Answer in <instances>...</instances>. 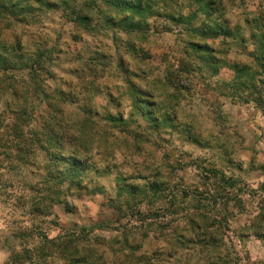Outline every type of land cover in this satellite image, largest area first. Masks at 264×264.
<instances>
[{"label": "trees", "instance_id": "16d2710c", "mask_svg": "<svg viewBox=\"0 0 264 264\" xmlns=\"http://www.w3.org/2000/svg\"><path fill=\"white\" fill-rule=\"evenodd\" d=\"M224 1L0 0V97H7L8 113L7 117L3 112L0 114L3 118H0V186L6 172L15 173L24 168L32 174L39 172L42 176L39 181L26 184L36 193L28 212L46 215L54 203L68 206V195L83 192L93 196L98 190L99 185H94L91 175L103 173L109 166L95 165L91 161L92 151L101 154L106 163L111 162L119 137L116 130L126 138L131 136L130 143L123 141L128 158L133 160L140 153L148 156L150 152L143 145L146 132L134 116L139 115L157 131L166 114L153 107L150 87L156 83L147 77L153 71L147 63L153 49L143 46L150 37L172 33L176 27L182 33V48L171 56L163 49L160 57L164 64V84L173 88L174 101L183 92L194 89L192 82L196 74L205 71L216 76L225 67L233 72V78L231 83L222 85L226 90L220 94L236 96L245 103L252 101L264 113L263 15L244 19L246 27L249 22L252 25L249 35H245L231 29L229 19L224 16L226 10L221 7ZM55 18L60 19L62 26L69 25L58 33L68 32L69 40L81 44L76 52L69 50L68 43H62L65 49L56 46L60 35H55L51 45H47L51 40L49 32L38 31V27L45 25L44 21L53 22ZM25 31L31 32L29 37L35 36L30 44L29 40L24 41ZM217 37H224V43L237 44L249 61L221 57L219 49L205 41ZM249 44L251 50H247ZM64 54L68 57L61 60ZM61 61L68 63L69 68L58 73ZM179 79L185 85H180ZM99 96L105 99L104 105L96 103ZM126 99L132 101V109L124 118L120 107ZM66 108L71 111H65ZM65 116L70 118L66 120ZM4 121L7 123L3 124ZM133 122L136 128L125 127ZM140 171L143 175L136 171L139 173L135 178L141 183H132L131 175L116 176V195L126 194L125 204L161 191L160 169H152L147 163ZM5 184L12 186L10 181ZM4 193L5 190H0V194ZM109 201L114 206L117 199ZM114 207L122 211L118 204ZM135 208L141 214L138 207L129 212L133 214ZM205 219L201 214L189 215L187 230L192 237L207 233L209 224ZM88 231L82 227L77 233L64 231L53 238L40 234L37 245H20L17 250H11L3 264H163L154 257L158 255L155 250H141L137 240L115 241L118 246L114 253L105 255L108 250L101 244L106 241L96 242L100 244L97 245ZM211 237L203 242L194 240L193 249L189 245L185 248L198 253L195 246L200 244L210 254L216 246ZM169 264L179 263L169 261ZM184 264L219 263L207 259Z\"/></svg>", "mask_w": 264, "mask_h": 264}, {"label": "rangeland", "instance_id": "374dc122", "mask_svg": "<svg viewBox=\"0 0 264 264\" xmlns=\"http://www.w3.org/2000/svg\"><path fill=\"white\" fill-rule=\"evenodd\" d=\"M221 5L226 10L224 16L229 19L232 30L249 35L252 25L249 22L246 27L244 19L250 20L254 15H263L264 23V0H225ZM156 22L161 23V20ZM44 24L38 27V31L49 32L51 40L47 45H51L55 35H60L57 47L68 43L71 52L80 48V43L69 40L68 32L58 33L68 28V24L62 26L58 18L53 22L44 21ZM29 33L25 31L23 37L24 41L29 40L28 44L35 37H29ZM181 37L182 33L176 27L172 33L150 37L143 46L153 49L147 62L153 67L147 77L156 83L155 87H150L155 104L152 106L161 114H166L162 116L163 123L157 131L139 115L134 116L146 132L147 140L143 145L150 152L148 156L140 153L133 160L128 158L123 141L130 143L131 136L127 134L126 138L125 134L116 130L115 134L119 137L113 147L111 162L108 160L106 163L101 154L92 151L91 161L95 165L100 168L109 166L105 170L107 173L91 175L94 185H99L98 190L93 196L83 192L68 195V206L54 203L49 206V214L46 215L28 212L29 203L36 200V193L26 184L39 181L42 178L39 172L32 174L24 168L3 175L5 181L0 186L1 191L5 190L4 194H0V264L7 260L11 250H17L20 245H37L40 234L53 238L64 231L77 233L82 227L89 229L93 242L106 241L101 246L107 248L108 251H104L108 256L118 246L115 241L128 239L139 241L141 250H155L158 255L154 257H158L163 264H169V261L202 263L207 259L219 264H264V113L252 101L245 103L236 96L220 94L226 90L222 85L231 83L233 78V72L225 67L220 68L216 76L199 72L192 82L194 89L189 93L183 92L177 102L174 101L171 98L173 88L164 84V64L160 62V57L163 49L169 56L177 53L182 48ZM205 41L218 48L221 57L249 61L238 50L237 44L224 43V37ZM103 42L110 44L108 40ZM251 49L249 44L247 50ZM67 57L64 54L61 60ZM57 67V72H65L69 64L61 61ZM178 82L185 85L183 79ZM129 100L126 99L120 107L124 118L131 113L132 101ZM105 102L101 96L96 99L99 105ZM6 104L7 97H0V114L3 112L5 117L8 116ZM65 111L70 112L71 108ZM69 118L66 117V120ZM6 123L4 121L3 124ZM125 127L132 130L137 126L133 122ZM147 163L162 173L160 193L125 204L126 194L118 196L114 188L117 174L131 175L130 181L139 183L136 173L143 175L140 170ZM8 181L12 186L4 185ZM109 199H117L114 206L118 204L122 211L119 212ZM134 207H138L141 214L136 212V208L131 214L129 211ZM191 213L207 217V233L199 238L192 237L187 230V218ZM197 221L201 222L200 219ZM211 236L216 246L210 254L200 248V244L195 246L198 253L186 250V245L192 247L194 240L203 242ZM175 251L177 254H173Z\"/></svg>", "mask_w": 264, "mask_h": 264}]
</instances>
